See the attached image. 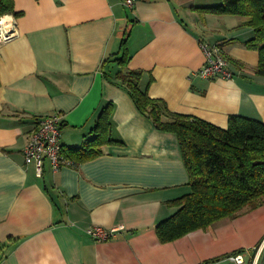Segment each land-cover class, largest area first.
Masks as SVG:
<instances>
[{"label":"crops","instance_id":"crops-1","mask_svg":"<svg viewBox=\"0 0 264 264\" xmlns=\"http://www.w3.org/2000/svg\"><path fill=\"white\" fill-rule=\"evenodd\" d=\"M222 0H14L17 34L0 44V264H253L264 244V204L162 242L156 226L191 190L178 135L159 130L118 73L129 56L140 88L174 112L228 127L240 114L264 121L255 29L242 15L214 14ZM1 17V16H0ZM219 45L234 77L204 78L202 45ZM115 62H117L115 64ZM111 108L102 154L76 160ZM64 115L62 154L44 174L25 161L42 116ZM74 150V152H72ZM94 225L125 229L107 241ZM258 264H264V251Z\"/></svg>","mask_w":264,"mask_h":264},{"label":"trees","instance_id":"trees-1","mask_svg":"<svg viewBox=\"0 0 264 264\" xmlns=\"http://www.w3.org/2000/svg\"><path fill=\"white\" fill-rule=\"evenodd\" d=\"M205 10L247 17L245 23L255 29V37L247 44L259 51L256 73L264 76V0H222L221 4L205 7ZM9 13H15L14 0H0V16ZM125 44L126 39L123 54L115 58L123 67L118 75L131 90L139 109L151 116L156 127L178 135L190 174L191 190L172 200L177 211L156 226L160 240L174 241L264 204V121L231 114L228 127H222L200 117L172 111L140 88L142 72L128 70ZM109 107L99 117L95 136L82 148L75 149L76 160L98 157L103 152L102 145L113 141L109 136Z\"/></svg>","mask_w":264,"mask_h":264},{"label":"built area","instance_id":"built-area-1","mask_svg":"<svg viewBox=\"0 0 264 264\" xmlns=\"http://www.w3.org/2000/svg\"><path fill=\"white\" fill-rule=\"evenodd\" d=\"M126 3L132 6L133 0H126ZM5 18H7V14L0 17V21H2L0 23V44L14 38L17 34L14 22L7 23ZM202 47L207 56V62L200 70L202 77L221 76L226 79L234 77L228 58L219 45L203 44ZM63 121L64 115L59 112L42 116L25 147L26 164L34 165L40 176L43 175L46 161L50 162L56 172L63 166L72 165V160L65 158L62 154ZM124 229L123 225L114 227L94 225L88 227L86 231L97 241H107ZM263 251L264 244L259 247L257 258L253 264H258L259 256ZM226 259L235 264H245L246 262L245 255L239 252L228 255Z\"/></svg>","mask_w":264,"mask_h":264},{"label":"rangeland","instance_id":"rangeland-1","mask_svg":"<svg viewBox=\"0 0 264 264\" xmlns=\"http://www.w3.org/2000/svg\"><path fill=\"white\" fill-rule=\"evenodd\" d=\"M229 61V60H228ZM117 62H115V64H116ZM230 63V62H229ZM231 67V66H230Z\"/></svg>","mask_w":264,"mask_h":264},{"label":"bare ground","instance_id":"bare-ground-1","mask_svg":"<svg viewBox=\"0 0 264 264\" xmlns=\"http://www.w3.org/2000/svg\"><path fill=\"white\" fill-rule=\"evenodd\" d=\"M44 169H45V167H44ZM43 174H44V171H43Z\"/></svg>","mask_w":264,"mask_h":264},{"label":"snow or ice","instance_id":"snow-or-ice-1","mask_svg":"<svg viewBox=\"0 0 264 264\" xmlns=\"http://www.w3.org/2000/svg\"><path fill=\"white\" fill-rule=\"evenodd\" d=\"M0 23H2V21H0Z\"/></svg>","mask_w":264,"mask_h":264}]
</instances>
